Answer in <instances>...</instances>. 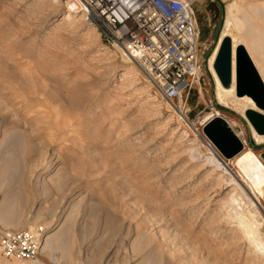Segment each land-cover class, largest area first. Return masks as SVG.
Masks as SVG:
<instances>
[{
    "label": "rangeland",
    "instance_id": "1",
    "mask_svg": "<svg viewBox=\"0 0 264 264\" xmlns=\"http://www.w3.org/2000/svg\"><path fill=\"white\" fill-rule=\"evenodd\" d=\"M62 2L0 0V232L42 227L71 264H264V200L234 164L264 148L207 77L182 115ZM216 116L233 159L203 133Z\"/></svg>",
    "mask_w": 264,
    "mask_h": 264
},
{
    "label": "built area",
    "instance_id": "2",
    "mask_svg": "<svg viewBox=\"0 0 264 264\" xmlns=\"http://www.w3.org/2000/svg\"><path fill=\"white\" fill-rule=\"evenodd\" d=\"M196 1L63 0L62 4L66 11L84 17L106 45L124 53L183 115V99L187 102L197 87L202 93V82L209 77L199 47ZM44 234L42 227L0 232L3 256L21 264H41Z\"/></svg>",
    "mask_w": 264,
    "mask_h": 264
},
{
    "label": "crops",
    "instance_id": "3",
    "mask_svg": "<svg viewBox=\"0 0 264 264\" xmlns=\"http://www.w3.org/2000/svg\"><path fill=\"white\" fill-rule=\"evenodd\" d=\"M194 9L198 17V26L200 30L199 45L202 47L200 52L204 54V59L214 48L216 50L215 53H218V50L221 46L220 42L222 43L223 39L228 37L231 39L232 46L234 47V84L236 85L237 82L236 56L234 54L238 48L242 47L251 60L252 65L264 86V0H197L194 5ZM215 56L216 54H214L212 57L211 63H213ZM208 79L212 84L210 77H208ZM226 96L229 95L226 94ZM244 97L250 98L247 95ZM231 100L233 99L231 98ZM243 101H246L250 104L249 107H246L247 109L254 108L249 100ZM232 102L234 103V101ZM254 110L259 111L255 108ZM259 112L264 114L262 111ZM260 138L262 137L260 136L259 139L257 138L256 142H259ZM0 227L2 229H6L1 219ZM56 240V237L51 240V249L56 247ZM41 260V264H71V259L68 256L66 257V255L62 254V256L59 255L57 257L56 255L52 254L51 251L42 255ZM0 264L21 263L17 260L6 259L2 254V249L0 246ZM85 264L89 263L85 262Z\"/></svg>",
    "mask_w": 264,
    "mask_h": 264
},
{
    "label": "water",
    "instance_id": "4",
    "mask_svg": "<svg viewBox=\"0 0 264 264\" xmlns=\"http://www.w3.org/2000/svg\"><path fill=\"white\" fill-rule=\"evenodd\" d=\"M215 53V48L204 59L205 70L214 85L215 99V82L209 70V60ZM236 56V75L237 82L235 85V94L237 97L249 96L255 103L259 111L264 112V86L261 83L256 70L245 50L240 47L235 52ZM213 69L222 85L226 90H230L233 86V46L230 38L223 39L218 53L213 63ZM216 101V99H215ZM216 106L220 110L228 111L236 115L246 126L249 134V143L253 148H264V143L257 144L253 137L252 129L260 135L264 136V114L254 110L247 109L245 117L236 111L220 105L216 101ZM252 127V128H251ZM206 138L214 145L219 153L225 159H233L241 154L245 149V142L235 132L229 122L221 116L211 119L203 128ZM264 161V152L261 154Z\"/></svg>",
    "mask_w": 264,
    "mask_h": 264
},
{
    "label": "bare ground",
    "instance_id": "5",
    "mask_svg": "<svg viewBox=\"0 0 264 264\" xmlns=\"http://www.w3.org/2000/svg\"><path fill=\"white\" fill-rule=\"evenodd\" d=\"M61 17H62L61 20H64L65 22H67L69 24H79L81 21H84V17H82L81 15H75V14H72L71 12H68V11H65ZM88 31H89L88 33H95L97 30L94 27L88 25ZM220 44H221V42H220ZM233 49H234V47H233ZM214 54L217 55V52ZM214 54H213V56H214ZM122 55L127 58V56L124 53H122ZM212 57H211V59H212ZM211 59H210L209 65H210V69H211V74L215 79V83H216L215 96H216V99L219 102V104L223 105L225 107H228V103L226 100V94H228L229 97H231L233 99L234 103L241 108V115L243 117H245V111L247 110L246 107L250 106L249 103H247L246 101H243V100H249L250 103L253 105V107L255 109H257L255 106V103L252 101V99L247 98V97H237L236 96L235 84H234V82H235V71H233L234 72V75H233L234 76V78H233L234 82H233L232 88L230 90H226L222 87V85H221V83H220V81H219V79H218V77H217V75L213 69L214 61H213V63H211ZM252 133H253V137L255 140L258 137H260V135H258L254 131V129H252ZM234 164L237 167L238 171L240 172L242 180L250 187L252 192L255 194V197H257V199H259V200L260 199L264 200V163L259 159V157L252 150H248V151L244 152L242 155H240L237 158V160H235ZM241 201H242V199H241ZM47 244L49 245V243H47Z\"/></svg>",
    "mask_w": 264,
    "mask_h": 264
}]
</instances>
